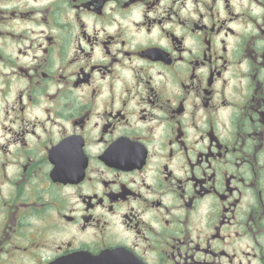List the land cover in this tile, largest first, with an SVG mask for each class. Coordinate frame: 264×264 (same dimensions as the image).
Wrapping results in <instances>:
<instances>
[{"label": "flooded vegetation", "instance_id": "obj_1", "mask_svg": "<svg viewBox=\"0 0 264 264\" xmlns=\"http://www.w3.org/2000/svg\"><path fill=\"white\" fill-rule=\"evenodd\" d=\"M0 264H264V0H0Z\"/></svg>", "mask_w": 264, "mask_h": 264}]
</instances>
